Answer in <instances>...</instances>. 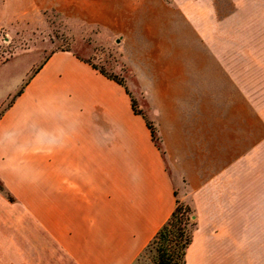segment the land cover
<instances>
[{"label": "crops", "instance_id": "1", "mask_svg": "<svg viewBox=\"0 0 264 264\" xmlns=\"http://www.w3.org/2000/svg\"><path fill=\"white\" fill-rule=\"evenodd\" d=\"M243 6L258 11L244 18L250 42L189 20L183 0L2 10L110 28L132 76L57 48L0 83V180L14 197L0 190V264H135L179 198L195 219L185 264H264V1Z\"/></svg>", "mask_w": 264, "mask_h": 264}, {"label": "rangeland", "instance_id": "2", "mask_svg": "<svg viewBox=\"0 0 264 264\" xmlns=\"http://www.w3.org/2000/svg\"><path fill=\"white\" fill-rule=\"evenodd\" d=\"M183 1H187L190 6L188 10L182 11L187 14L189 20L211 28L213 18H218L221 27L230 26L233 31L235 30L237 42H250L255 36L244 33V18L258 16L255 15L258 11L244 9L243 5L245 2L264 0ZM24 3L25 0H0V62L8 59L0 65V83L12 81V78L22 73L31 62L39 61L57 48H73L80 56L123 83L124 79L132 76L131 67L123 51L122 36L119 33L106 26L89 24L79 17L65 15L51 7L42 10L29 9L21 15L16 14L8 19L9 21H3L5 18L1 13L4 8L15 13ZM136 97L141 105L137 109L149 113L145 101L137 91ZM170 172L173 178L177 177L173 169L170 168ZM177 179L179 183L180 179ZM177 187L179 196L185 184H178ZM178 201L182 205H189L180 198ZM191 253L190 251L189 254ZM155 255L154 246L146 247L135 264H155ZM188 264H193L191 255L188 256Z\"/></svg>", "mask_w": 264, "mask_h": 264}, {"label": "trees", "instance_id": "3", "mask_svg": "<svg viewBox=\"0 0 264 264\" xmlns=\"http://www.w3.org/2000/svg\"><path fill=\"white\" fill-rule=\"evenodd\" d=\"M102 73L115 79L119 83L123 82L117 77L106 73L101 68L93 64ZM132 106L135 112H140L136 108L135 99L132 97ZM147 123L151 129V134L159 148H161L159 136L156 133L155 126L150 120ZM0 190L11 200L13 195L6 189L0 180ZM193 211L190 205H182L178 199L176 205L168 219L157 229L153 237L150 239L146 247L154 246L156 255L154 258L155 264H185V253L188 245L192 240V232L195 227V219L191 218ZM145 247V248H146Z\"/></svg>", "mask_w": 264, "mask_h": 264}, {"label": "water", "instance_id": "4", "mask_svg": "<svg viewBox=\"0 0 264 264\" xmlns=\"http://www.w3.org/2000/svg\"><path fill=\"white\" fill-rule=\"evenodd\" d=\"M193 216V215H192Z\"/></svg>", "mask_w": 264, "mask_h": 264}]
</instances>
